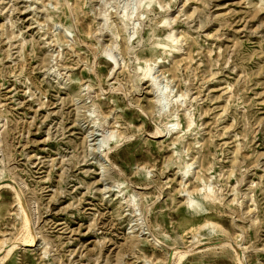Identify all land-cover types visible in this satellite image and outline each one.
<instances>
[{
  "label": "rangeland",
  "instance_id": "1",
  "mask_svg": "<svg viewBox=\"0 0 264 264\" xmlns=\"http://www.w3.org/2000/svg\"><path fill=\"white\" fill-rule=\"evenodd\" d=\"M3 256L264 264V0H0Z\"/></svg>",
  "mask_w": 264,
  "mask_h": 264
},
{
  "label": "bare ground",
  "instance_id": "2",
  "mask_svg": "<svg viewBox=\"0 0 264 264\" xmlns=\"http://www.w3.org/2000/svg\"><path fill=\"white\" fill-rule=\"evenodd\" d=\"M153 85H154V83H152ZM154 134V133H153ZM10 187H12V189H14V191H15V193H16V196H17V198H18V200L20 201V204L21 203H23L22 201L23 200H21V197H22V195H21V192H20V189H19V187H16V186H14V185H10ZM23 205V204H22ZM25 206V205H24ZM24 213H25V211H23ZM25 220H26V218H27V213H25ZM28 218H27V222H28ZM22 240H24L23 241V243H25L26 245H31V243H32V241L33 240H26V238L25 239H22ZM15 243L16 242H13L11 245H9V246H7L8 248H6L7 249V254L9 253V251L12 249V247L15 245ZM29 243V244H28ZM24 244V245H25ZM181 250V249H180ZM186 253V252H185ZM184 256V254L181 252V254L179 253V257L181 258V257H183ZM4 258V256L3 257H1L0 258V261L2 260ZM238 258H239V261H243L244 259V257H243V253L242 252H240L239 254H238ZM4 261V260H3Z\"/></svg>",
  "mask_w": 264,
  "mask_h": 264
}]
</instances>
